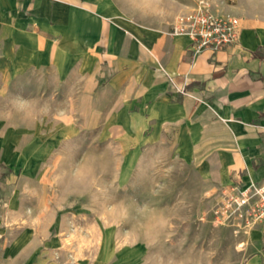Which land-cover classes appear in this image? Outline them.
<instances>
[{"label": "rangeland", "instance_id": "obj_1", "mask_svg": "<svg viewBox=\"0 0 264 264\" xmlns=\"http://www.w3.org/2000/svg\"><path fill=\"white\" fill-rule=\"evenodd\" d=\"M190 1L184 12L203 2L243 26L262 4ZM1 43L0 35L4 264H264L263 227L216 219L222 188L208 187L194 163L167 147L133 146L135 131L122 123L86 129L80 82L49 70L2 71L14 50Z\"/></svg>", "mask_w": 264, "mask_h": 264}, {"label": "crops", "instance_id": "obj_2", "mask_svg": "<svg viewBox=\"0 0 264 264\" xmlns=\"http://www.w3.org/2000/svg\"><path fill=\"white\" fill-rule=\"evenodd\" d=\"M257 1L235 45L192 57L189 38L169 34L190 0H0L2 51L14 50L1 70H49L80 82L86 129L122 123L135 131L133 146L167 147L194 163L208 187H243L264 178V0Z\"/></svg>", "mask_w": 264, "mask_h": 264}, {"label": "built area", "instance_id": "obj_3", "mask_svg": "<svg viewBox=\"0 0 264 264\" xmlns=\"http://www.w3.org/2000/svg\"><path fill=\"white\" fill-rule=\"evenodd\" d=\"M242 18L231 14H213L207 4L178 15L170 24L169 34L189 38V51L195 57L204 50L216 51L235 45L242 29ZM168 82L177 93L186 95L184 87H177L171 77ZM222 198L213 214L229 226L259 224L264 229V178L250 180L245 186L222 187ZM218 221V220H217ZM0 264L4 262L0 258Z\"/></svg>", "mask_w": 264, "mask_h": 264}]
</instances>
